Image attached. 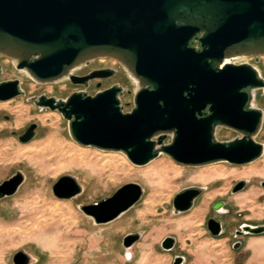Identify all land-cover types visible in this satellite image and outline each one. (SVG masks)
I'll use <instances>...</instances> for the list:
<instances>
[{
  "label": "water",
  "instance_id": "water-1",
  "mask_svg": "<svg viewBox=\"0 0 264 264\" xmlns=\"http://www.w3.org/2000/svg\"><path fill=\"white\" fill-rule=\"evenodd\" d=\"M194 38L202 51L189 47ZM0 57L41 84L109 78L111 73L101 71L70 77L73 69L101 58L118 61L134 78L135 107L128 113L119 98L124 90L116 85L95 95L74 92L66 100L41 96L35 102L60 112L81 146L124 153L137 166L150 164L160 153L189 167L222 162L243 166L264 153V145L256 141L264 114L253 106V93L264 89V78L249 63L219 69L226 59L264 57V0H0ZM22 94L20 80L0 83L1 102ZM218 127L240 137L218 141ZM36 129V124L29 126L20 142L32 141ZM168 134L171 143L163 145ZM24 182L19 172L0 183V200L14 196ZM245 185L239 182L232 193ZM53 193L71 199L82 188L76 178L63 176ZM144 193L138 183H128L81 210L97 225L107 224L132 209ZM201 193L193 187L177 194L174 213L190 211ZM224 206L217 202L214 210ZM207 226L215 237L224 233L222 223L213 218ZM261 234L264 226L248 224L236 232ZM140 238L129 234L123 245L131 248ZM161 246L172 251L176 239L166 237ZM31 262L23 251L13 257L14 264ZM184 263L182 256L174 260Z\"/></svg>",
  "mask_w": 264,
  "mask_h": 264
},
{
  "label": "rangeland",
  "instance_id": "rangeland-1",
  "mask_svg": "<svg viewBox=\"0 0 264 264\" xmlns=\"http://www.w3.org/2000/svg\"><path fill=\"white\" fill-rule=\"evenodd\" d=\"M242 58L264 78V57L258 62L253 57ZM0 64V83L18 79L23 92L15 99L0 101V148L8 149L0 156V183L19 172L25 176L24 184L14 196L0 200V264H14L13 257L20 251L31 256V264H174L177 256L185 258L184 264H264V234L236 235L245 224L264 226V174L247 175L251 167L264 159V153L260 159L243 166L222 162L189 167L177 164L164 153L148 165H134L124 153L79 145L72 139L69 122L60 112L35 103L41 96L66 100L78 89L64 81L38 83L3 57ZM114 85L124 90L119 97L123 112H131L135 107L136 83L126 71L120 70L117 77L102 81L100 89L94 83L86 91L95 95ZM253 94L254 108L264 114V89ZM32 124L37 125L35 138L29 143L20 142L19 136ZM50 124H57L60 137L78 156L88 151L89 159L103 161L106 155H119L122 165L131 170L130 175L106 186L97 174L78 166L54 170L55 166L50 167V156L46 167L37 156L30 160L27 152L38 151L47 143L52 132ZM172 137V134L166 135L163 145L170 144ZM237 137L240 135L231 129L218 127L216 130L218 141ZM256 141L264 145V119ZM160 159L181 169L178 181L171 187L163 188L157 179L150 181ZM213 170L219 173L212 175L208 182L200 179L201 174ZM63 176L76 178L82 193L71 199L57 198L53 186ZM241 181L245 182V188L233 194V188ZM128 183H138L145 193L139 203L118 219L97 225L82 212L81 207L111 197ZM193 187L202 189L194 207L175 214V196ZM251 191L254 197L247 202L242 200ZM217 202H224L225 208L214 210ZM189 218L191 222L185 223ZM211 218L223 225L224 233L219 237L208 230ZM129 234H140L141 238L131 248H125L123 240ZM166 237L176 239L172 251H165L161 246ZM238 242H242L240 248L234 249ZM261 246L263 249L259 251Z\"/></svg>",
  "mask_w": 264,
  "mask_h": 264
},
{
  "label": "bare ground",
  "instance_id": "bare-ground-1",
  "mask_svg": "<svg viewBox=\"0 0 264 264\" xmlns=\"http://www.w3.org/2000/svg\"><path fill=\"white\" fill-rule=\"evenodd\" d=\"M50 127L52 128V132L50 133V137H48L47 139V143L38 151L33 150L27 152L28 158L30 160L33 161L35 159L34 157L37 156L39 159H41L42 162H44L43 165L46 167L47 165L45 162L48 160V156H50V167L55 166L54 170L59 171L78 166L85 172L97 174L106 186L112 185L114 182L130 175L129 173L131 172V170L128 167L122 165L119 159V155H106L108 157H104L103 161H94L88 158L90 152L83 151L81 154L83 156L80 157L77 153H75L77 151L74 150L75 152H72L71 147H68L64 140L60 137V132L57 124H50ZM7 152V148H0V156L5 155ZM16 157L19 158L20 154H17ZM216 173L219 172L213 170L207 173H203L200 175V179L203 182H208L212 178V175ZM180 174V168L168 165L165 159H160L153 170L152 176L154 177L150 178V181H152L153 179H157V181L163 188L171 187L178 181V177L180 176ZM258 174H264V159L251 167L247 175L251 176ZM254 194V191H251L249 192V194H245L242 197V200L247 202L252 199V197H254ZM190 222V218L185 220V223ZM52 230L53 228L50 227V232ZM258 248H260L259 251H262L263 249L262 246Z\"/></svg>",
  "mask_w": 264,
  "mask_h": 264
},
{
  "label": "flooded vegetation",
  "instance_id": "flooded-vegetation-1",
  "mask_svg": "<svg viewBox=\"0 0 264 264\" xmlns=\"http://www.w3.org/2000/svg\"><path fill=\"white\" fill-rule=\"evenodd\" d=\"M189 47L190 48H194L197 52L202 51L201 45H200L199 41L196 38H194L191 41ZM254 59L256 60V62H258L257 58H254ZM244 63H246V62H244V59L242 57H238V58H234V59H226L220 65L219 69H223L224 66H226L227 64L241 65V64H244ZM120 70L126 71L123 68V66L118 61H116L114 59H108V58L96 59V60H93V61H91L89 63H86V64H84V65H82L80 67H77V68L73 69L70 72V77L79 78V79L80 78H85V77H88V76L92 75L93 73L99 72V71L106 72V73H111L112 74L111 77L94 79V80H88V81H85V83H79V84H74L72 82L71 78H67L66 80H64V82H66L69 85L73 86L75 89H78L77 91L75 90V92H82V93L88 94L86 90L90 89L94 85V83H95V86L98 89H100L101 86H102V81H104L106 79L117 77L119 75V71ZM1 74H0V76H1ZM99 85H100V87H98ZM79 88H81V89H79ZM129 92H132V91H129ZM129 94H132V93H129ZM225 206H224V208H225ZM240 243L242 244V242H240Z\"/></svg>",
  "mask_w": 264,
  "mask_h": 264
},
{
  "label": "crops",
  "instance_id": "crops-1",
  "mask_svg": "<svg viewBox=\"0 0 264 264\" xmlns=\"http://www.w3.org/2000/svg\"><path fill=\"white\" fill-rule=\"evenodd\" d=\"M209 254V252H207Z\"/></svg>",
  "mask_w": 264,
  "mask_h": 264
}]
</instances>
